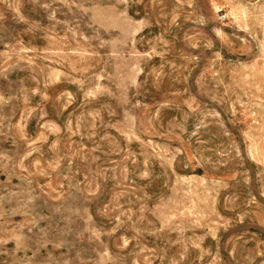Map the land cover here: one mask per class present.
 Masks as SVG:
<instances>
[{
    "label": "rangeland",
    "instance_id": "1",
    "mask_svg": "<svg viewBox=\"0 0 264 264\" xmlns=\"http://www.w3.org/2000/svg\"><path fill=\"white\" fill-rule=\"evenodd\" d=\"M0 264H264V0H0Z\"/></svg>",
    "mask_w": 264,
    "mask_h": 264
}]
</instances>
